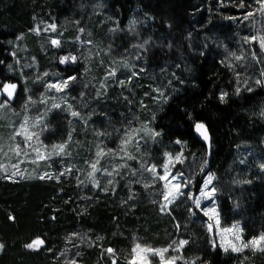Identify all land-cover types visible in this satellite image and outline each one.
<instances>
[{"label": "trees", "instance_id": "16d2710c", "mask_svg": "<svg viewBox=\"0 0 264 264\" xmlns=\"http://www.w3.org/2000/svg\"><path fill=\"white\" fill-rule=\"evenodd\" d=\"M258 7L255 0H0V85H18L10 103L16 123L29 117L25 97L40 98L29 104L43 111L40 125H47L37 146L67 145L65 158L40 166L49 173L44 179L1 175L0 264H128L137 243L167 248V259L178 257L174 264H264V247L214 248L194 205L212 174L222 226L242 223L247 243L264 235V53L258 41L241 50L251 35L248 21L264 14L244 16ZM64 56L76 60L62 63ZM249 65L255 69L246 74ZM110 67L123 82L101 91ZM70 76L76 80L62 100L53 99L47 84ZM107 118L112 126L106 128ZM198 122L212 135L205 177L207 148L195 136ZM77 127L85 129L82 136ZM153 132L161 135L153 138ZM109 134L118 137L106 142ZM100 146L107 151L90 176L85 162L99 158ZM122 147L116 159L111 149ZM166 153H182L183 162L170 169L191 183L161 212L164 181L153 182L150 172L140 181L133 173L155 165L163 174ZM109 160L117 168L102 175ZM38 239L43 247H26ZM181 240L187 244L179 247Z\"/></svg>", "mask_w": 264, "mask_h": 264}, {"label": "rangeland", "instance_id": "374dc122", "mask_svg": "<svg viewBox=\"0 0 264 264\" xmlns=\"http://www.w3.org/2000/svg\"><path fill=\"white\" fill-rule=\"evenodd\" d=\"M248 22L250 23L248 31H249V33H251V35H248V40H246L245 46L241 47V50L245 49V51H248L249 49H251L254 42H256V41H254V42L251 41V37L253 35H256L258 37H264V18L262 15H257L255 17L251 18ZM259 47H260V45H259ZM262 52L264 53V51H262ZM135 62H136V65L141 64L140 61H135ZM254 69H255V67L253 65H249L246 74H251ZM111 70H113V67H110V69L108 70V73ZM114 70H115V75L114 76H108V73H107L104 81H102L103 83L100 84V86H101L100 90L101 91L102 90L105 91L107 88L109 90L116 85L120 87V85L122 84L121 82H123V81H118V79H117V76H118L117 69H114ZM120 70L121 69H119L118 71H120ZM22 71H23V69H22ZM28 78L32 79L31 77H28ZM43 79L47 83V80H48L47 75L44 76V74H43ZM250 80H251L250 81L251 84L253 82H255V80H252V79H250ZM34 86H39V85H34ZM34 89H36V88L34 87ZM87 89H88V87H87ZM17 92H18V85H17V88L15 89V95H14V98L12 99V102L16 101ZM51 92H52L51 94H52L53 99L62 100V97H64L62 95L63 91H61V93H60L58 91L51 90ZM34 94H35V92H34ZM38 96H40V95H38ZM3 98L4 97L2 95H0V99H3ZM27 98L25 97L24 102H22L24 105V107H22L23 110H26L28 113H30L29 117H28V124L25 125V128L29 132L38 131L39 127H41V125H39V127H37V128H33L32 125L34 123H36V120L40 114V111H41V114L43 113V111L41 109H39V107L34 106L31 108L29 106V104H33L36 101L41 102V100H40V98L36 99V98L31 97V99L28 98L29 100ZM64 102H66V101H64ZM10 106H11L10 104H7L3 108H0V159L1 158L3 159V163H2L3 165L2 164L0 165V177L2 175L6 178H9L11 176L12 172H16L17 175L11 176V179L18 178V176L21 174H22L21 177H23V174H26L27 177H35L36 178V177H41L42 175H45V173H47V176H48L49 175L48 171L42 172V171H39L38 169L40 168V166L44 162H48L52 159L65 158L66 154H64V153H65V151H67V145L64 144V153L57 155L56 153L51 152L53 145L50 147L43 146V145L37 146L38 145L37 141L35 140V138H33L32 143H33L34 147L38 148L40 153L46 158H44V159L39 158L37 155V152L34 151L33 149H28L27 154H24V151H23L24 150V144L22 142L21 137L16 136L15 140L13 141L12 136L16 131L21 129V125L24 124V120L27 117H24L21 124L17 125L16 121L18 119L16 118V115H18V114H16V110L13 111V109H11ZM45 111H47V110H45ZM39 117H42V115H40ZM103 122H104V124L106 122V124L103 125V127L104 126L105 127L106 126H108V127L112 126L110 124V119H108V118L104 119ZM131 127L132 126H130V128L127 127V129H126L127 132L131 129ZM84 130H85L84 128L77 127L75 129L74 133L78 136L79 135L82 136ZM106 130H108V129H106ZM42 135H43V133H42ZM42 135L39 137V141H41V138L43 137ZM116 136H117L116 134L106 135V137H107L106 139L108 140L106 142H109L112 138L118 137V136L117 137ZM70 140L68 141V143L70 142ZM16 144L20 145V154H17V152L14 150L15 147H13V146H15ZM99 144L102 145V143H99ZM103 148H102V146H100L99 149L96 150V155H97V153L101 152L98 159H94L95 157L94 158L92 157L91 160H93V161L91 163L86 161L85 165L88 164V166L89 165L91 166V164L95 163L97 169H100V167H101L100 166V164H101L100 159H102V153L107 151L104 146H103ZM111 150L117 156V157L115 156V158L120 160V158H119L120 154H121L120 152L122 150H124V148L122 147V149L118 150V151H117V148H114ZM9 151H10V153H9ZM115 165L116 164L114 163V160L113 161L109 160V162L107 164V166H109L108 171L113 172V169L117 168V167H115ZM90 166H89V168H91ZM169 167L171 168V165H169ZM97 172H99V171H97ZM97 172H95L94 174H96ZM141 173H142V167H141V170H138L137 172H135V174L133 175V179L137 178L138 180L141 181V177L145 178V176H141ZM142 175H144V174H142ZM208 175H212V174H208ZM106 181H109V179H106ZM214 182H215V177L212 181V185H214ZM173 183H175V182H173ZM212 185H209V187H211ZM181 190L183 191V190H185V188H182ZM199 196H200V194H199ZM199 196L195 197L194 200L199 198ZM171 205H169V207ZM213 206H215V212L209 211L208 214L206 215L205 211L213 208ZM199 210L203 213V215L206 218L205 225H206V228H207L209 235L211 236V242H212V246L214 248L219 247L222 249H227V250L233 251L232 250L233 245H235L236 247H242V244L247 243L244 241L242 223L239 222V223L234 224V225L238 224L240 226V229L242 230L239 233V237H240L239 240L236 239V231L233 228L234 225L229 227V228H224L222 226L221 214H220V210H219V205H218L217 200H216V194H215L213 200L201 199V204H200ZM210 224L212 225L211 230L209 229ZM225 229H233V231L229 232V231H225ZM213 241H215V244L213 243ZM262 247H264V245H261L259 247L254 246L251 248H258L259 249ZM142 248H144V247H142ZM244 249H247V248H244ZM166 254H167V252L164 253V262H166L168 260ZM135 257L137 258V264H140V258L144 259L145 264H164V262L161 261V259L158 255H154L152 253H144L140 250H137V253H135ZM128 264H130V262Z\"/></svg>", "mask_w": 264, "mask_h": 264}, {"label": "snow or ice", "instance_id": "6c2138e0", "mask_svg": "<svg viewBox=\"0 0 264 264\" xmlns=\"http://www.w3.org/2000/svg\"><path fill=\"white\" fill-rule=\"evenodd\" d=\"M255 2L259 5V7L254 10V11H249L247 12V14L244 16V19L247 20L249 17H252L255 15L256 12H259L261 14H264V0H255ZM241 6L243 7V5L241 4ZM52 29H55V25H50L49 26ZM36 31H39V28L36 29ZM81 31H83V29H81ZM246 40H248V38H245ZM259 42L260 48L262 51H264V37H258L256 35H253L251 37V41H257ZM51 43L53 45H59V40H52ZM146 43V42H145ZM138 47L143 48L144 44H140L138 45ZM237 59H240V57H237ZM76 57L75 56H64L61 59V62H75ZM44 75H47V73H45ZM115 75V70H111L108 73V76H114ZM133 75H136V73H133ZM76 77L75 76H70L66 79H63L62 81H58L56 83H48L47 84V88L49 90H55V91H63L64 89H66L69 86V83L72 81H75ZM122 83V82H121ZM257 83H260V81L258 80ZM17 88V84L15 83H6V84H2L0 85V95H2L4 98L0 99V108H3L5 105L10 104L12 102V99L14 98L15 95V89ZM239 91V89H237V92ZM227 95V93H222L221 96L219 97L222 101L224 100V97ZM29 99H31L29 97ZM56 108L60 107V104H54L53 105ZM67 107L69 109H71V105H67ZM72 116L78 117L80 116L79 112H75L72 111L71 112ZM42 123V121L40 120V118L38 117L36 120V123H34L32 125L33 128H37L39 127V125ZM28 124V119L25 118L24 120V124L21 125V129L16 131L13 136H12V140L14 141L16 136H20L22 139V142L24 144V154H27V150L28 149H33L34 151L37 152V155L39 158L44 159L46 157H44L38 148L34 147L33 145V138H35V140L37 142H39V137L40 134H42L43 131H45L47 129V125H44L43 127H39V131H31L29 132L26 128L25 125ZM195 130L200 133L201 136H203V138L205 140H208L209 137L207 135V129L205 128V125L202 123H196L194 125ZM135 131L134 129H130L127 133L126 136H131V133ZM161 135V133L159 132H153V138H155L156 136ZM71 139V136H69V140ZM129 141L125 140L124 143L127 144ZM137 143H139V141H137ZM177 144L180 143V141H176ZM17 154H20V145L16 144L15 145V149H14ZM111 151V150H109ZM51 152L56 153L57 155H60L62 153H64V144H59V145H54L51 149ZM100 153H97V156H99ZM168 158V163L164 164L161 168L160 171H162L163 174H160V172H158V169L155 165H151L148 167H144L142 166V173L143 172H150L152 173V181L155 182V180H160V181H164L165 183L162 185L163 189H165V191L161 192L162 195V202L160 203V211L161 212H165L169 210V205H171L176 199H178L180 196L184 195L183 191L181 190L182 188H188L189 184L191 183L190 179L185 178L183 176V173L180 172L179 170H177V172L175 173V175L172 174L171 169L169 167V165H171L172 167L175 166V162H179L182 163V153L176 155L175 157L172 156L171 153H166L165 154ZM91 171L89 173V175L91 176L93 173L99 171V169H97L96 164L93 163L91 164ZM264 167V166H262ZM68 171L70 172L71 169H68ZM113 171H115V169H113ZM107 174L108 176L112 175L111 171H107L106 169L104 170V172H102L101 174ZM64 172L62 171L60 173V175H63ZM135 174V173H133ZM17 175L16 172H12L11 176H15ZM22 175V174H21ZM11 176L9 178H11ZM45 176H47V173H45V175H42L40 178L44 179ZM51 178V177H49ZM214 177L212 175H208L207 178L204 181L203 187L200 190V196L199 198L194 200V205L196 208H200V204H201V199H209V200H213L216 192H217V188L215 185H212V181H213ZM181 181H183V183H181ZM93 184L95 186H99V182L95 180L94 176H93ZM175 182V183H173ZM108 183H111V180L108 181ZM209 185H212L211 187H209ZM171 186V187H170ZM191 198V197H189ZM215 212V206H213V208L208 209L205 211V214L207 215L208 212ZM177 227H179V225L177 224ZM212 225H209V229L211 230ZM233 228L236 231V239L239 240V233L240 231H242L240 229V226L234 225ZM225 231H233V229H225ZM43 241L42 240H35L32 243H29L26 245L27 248L32 249L34 247V245H39L42 244ZM213 243L215 244V241H213ZM184 244H187L186 240H181L179 241V247H182ZM176 245V241L172 242V245H170V247H173V251L174 252H178L179 251V247H175ZM261 245H264V235L259 236V238L256 239H252L249 243H244L242 244V247H236L235 245L232 246V250L234 252H240L242 251L244 248H250V247H259ZM4 247L3 244H0V249H2ZM137 250H140L144 253H152L154 255H158L161 259L162 262H164V253L168 251L167 248L164 249H153L151 247H141V244L137 243L135 245V247L132 249V252L135 254L137 253ZM261 250H264V248H262ZM106 251L111 254L113 253V249L112 248H108L106 249ZM225 251H227V249H225ZM178 257L173 256L171 258H169L166 262H164V264H174V261L177 259ZM112 264H115V260L112 261ZM130 264H137V258L134 256L133 260L130 262ZM140 264H145L144 259L140 258Z\"/></svg>", "mask_w": 264, "mask_h": 264}, {"label": "water", "instance_id": "95a60500", "mask_svg": "<svg viewBox=\"0 0 264 264\" xmlns=\"http://www.w3.org/2000/svg\"><path fill=\"white\" fill-rule=\"evenodd\" d=\"M198 123H202V122H198ZM204 124V123H202ZM205 125V128L207 129V135L209 137L208 140H205L203 138V136L200 135V133H198L196 130H195V127H194V133H195V136L197 137V139L206 146L207 148V164H206V167H205V170H204V174L203 176L205 177L208 172L210 171V168H211V161H212V152H213V145H212V135L210 133V130L208 128V126L206 124ZM44 246V243L42 244H39V247H43Z\"/></svg>", "mask_w": 264, "mask_h": 264}]
</instances>
